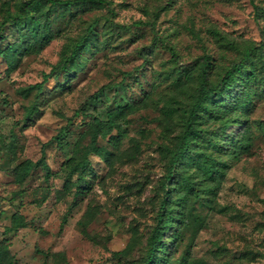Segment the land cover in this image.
<instances>
[{
	"label": "rangeland",
	"instance_id": "1",
	"mask_svg": "<svg viewBox=\"0 0 264 264\" xmlns=\"http://www.w3.org/2000/svg\"><path fill=\"white\" fill-rule=\"evenodd\" d=\"M19 1L0 0V20L7 8L14 12ZM110 1L112 17L105 8L56 16L49 26L52 38L39 50L10 56L6 46L16 42L19 32L4 27L0 240L12 214H21L26 222L6 236L12 264H140L159 202L172 186H163L162 181L184 110L195 92L200 57L210 58L211 83L239 60L244 48L257 47L264 60V19L255 18L253 10V5L264 8V0ZM41 8L36 12L40 30L45 28ZM109 20L129 27L117 29ZM92 21L97 47L68 62L65 71H51L62 50ZM133 22L151 23L152 29ZM43 75L48 76L37 96L35 89L19 93ZM248 87L253 95L245 116L238 110L229 112L224 129L213 119L200 126L206 132L224 130L217 148L201 151L227 167L215 195L203 191L209 181H203L198 170L187 169L198 195L188 207L200 223L194 232L182 229L176 240L171 231L164 235L169 264L195 259L205 264H264V71ZM31 105L36 111L27 118ZM121 107L115 127L109 131L103 127L95 138L111 153L110 163L90 154L80 179L71 175V186L64 188L67 160L90 142L93 117L105 121L106 111ZM243 132L250 136V148L238 150L234 157L232 142ZM41 151L52 172L48 181L33 168L18 183L12 170L24 160L36 161ZM74 184L84 187L85 193L61 225ZM87 209L93 217L85 226L88 237H83L77 221ZM123 249L119 256L114 254Z\"/></svg>",
	"mask_w": 264,
	"mask_h": 264
},
{
	"label": "trees",
	"instance_id": "2",
	"mask_svg": "<svg viewBox=\"0 0 264 264\" xmlns=\"http://www.w3.org/2000/svg\"><path fill=\"white\" fill-rule=\"evenodd\" d=\"M40 6L42 7L40 12L44 17L45 23V28L42 30L38 27L36 13ZM14 8V12H10L7 8L0 20V43L4 37L3 30L5 26L15 27L19 32L16 42L6 46L7 53L10 56L19 51H27L30 48L35 50L41 49L52 38L49 26L52 22L56 21V16H73L75 12L100 8H105L109 17L114 15L110 0H22L15 3ZM73 9L75 11H72ZM253 10L255 18L260 17L264 19V8L253 5ZM55 12H58V14ZM95 24V21L90 22L84 32L62 50L60 60L56 65L52 66L51 71H65L68 62L77 61L82 52L97 47L96 35L93 30ZM109 24L122 30L129 27L128 25L115 24L111 20H109ZM142 24H146L152 29L151 23L133 22V25ZM167 49L174 55L170 48ZM0 55H4V51L1 48ZM200 59L201 61L198 64L195 76V92L191 96L188 107L184 110L180 125L181 129L174 137V150L171 153L167 171L162 181L163 186H172H169L165 190L164 196L159 202L154 226L146 239V251L140 264H169L168 256L165 254L164 235L171 231L173 240H176L180 237L182 229L189 228L192 232L196 230L200 219L191 213L188 203L190 200H196L198 195L190 175L187 174V169L194 167L198 170L203 181H209L208 184H203V191L207 195H215L221 183L224 168L227 165L223 161L215 160L210 154H206L201 149L206 150L207 147H211L212 149L217 148L216 141L224 137L222 134L224 130L222 129L229 125V112L238 110L239 115L245 116L250 109L253 95L248 85L251 80L256 79L258 73L264 71V60L255 46L244 48L239 60L225 67L213 83L208 79V71L211 65L209 56L203 55ZM47 76L43 75L40 82L21 88L19 93L27 95L28 92L35 89V96H37L41 92L42 85ZM236 87L239 89L236 90ZM80 110L83 111V106ZM122 110L123 108L121 107L106 111L105 121H100L93 117L90 142L85 147L77 149L67 160L63 180L64 188L69 189V186H71L72 182L69 179L71 175H76L77 180L80 179L82 173L87 169L88 156L90 154H95L105 162L110 163L111 153L103 147L98 146L95 138L103 127L106 131L115 127V118ZM35 111V105L28 107L27 118ZM208 119L219 120L222 129H218L217 132H206L200 126ZM12 137L10 135L7 145L9 151L13 142ZM56 143L60 145L58 139H56ZM232 147L231 152L234 157H236L235 153L238 150L247 152L250 148V136L246 132H243L240 140L232 142ZM33 168H39L42 171L46 182L52 175L50 168L45 162L43 151H41V155L36 161L24 160L11 173L15 176L16 181L20 183ZM172 176L175 177L173 182ZM74 188L70 204L61 218V225L66 222L67 214L76 205V199L85 193V188L79 184H74ZM204 201L208 202V200ZM92 217V211L87 209L81 219L77 221L83 237H88L85 226L91 221ZM25 223L21 214L14 213L10 218L9 225L4 226L2 229L1 235L4 237L0 240V264L13 263L14 257L10 253L9 242L6 236L16 233L18 228ZM36 251L42 253L40 250ZM124 251L123 249L114 252V254L119 256ZM184 262H187L186 258ZM189 264L205 263L200 259H195Z\"/></svg>",
	"mask_w": 264,
	"mask_h": 264
}]
</instances>
